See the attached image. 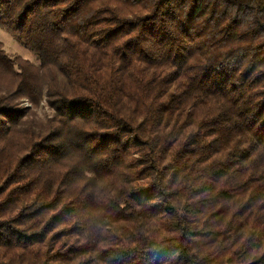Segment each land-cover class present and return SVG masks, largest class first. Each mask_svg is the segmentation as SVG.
I'll list each match as a JSON object with an SVG mask.
<instances>
[{"label": "trees", "instance_id": "1", "mask_svg": "<svg viewBox=\"0 0 264 264\" xmlns=\"http://www.w3.org/2000/svg\"><path fill=\"white\" fill-rule=\"evenodd\" d=\"M0 28L39 60L0 43V264H264V0H0Z\"/></svg>", "mask_w": 264, "mask_h": 264}, {"label": "rangeland", "instance_id": "2", "mask_svg": "<svg viewBox=\"0 0 264 264\" xmlns=\"http://www.w3.org/2000/svg\"><path fill=\"white\" fill-rule=\"evenodd\" d=\"M0 43L5 50V52L11 57H19L24 59L34 65H37L39 60L37 56L28 48L24 47L22 43L12 34L8 33L6 30L0 28ZM49 110L47 105L43 102L38 108L39 115L43 116L48 113Z\"/></svg>", "mask_w": 264, "mask_h": 264}]
</instances>
